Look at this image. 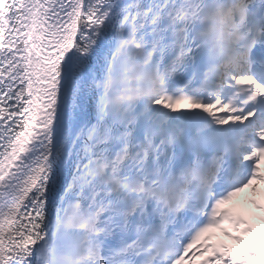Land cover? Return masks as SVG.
<instances>
[{
	"label": "snow or ice",
	"instance_id": "obj_1",
	"mask_svg": "<svg viewBox=\"0 0 264 264\" xmlns=\"http://www.w3.org/2000/svg\"><path fill=\"white\" fill-rule=\"evenodd\" d=\"M0 264H264V0H0Z\"/></svg>",
	"mask_w": 264,
	"mask_h": 264
},
{
	"label": "bare ground",
	"instance_id": "obj_2",
	"mask_svg": "<svg viewBox=\"0 0 264 264\" xmlns=\"http://www.w3.org/2000/svg\"><path fill=\"white\" fill-rule=\"evenodd\" d=\"M245 194H247V190H246V193ZM242 195H244V194H242Z\"/></svg>",
	"mask_w": 264,
	"mask_h": 264
}]
</instances>
